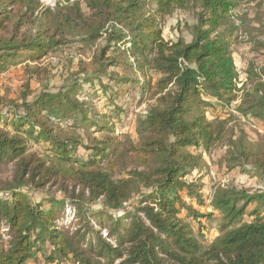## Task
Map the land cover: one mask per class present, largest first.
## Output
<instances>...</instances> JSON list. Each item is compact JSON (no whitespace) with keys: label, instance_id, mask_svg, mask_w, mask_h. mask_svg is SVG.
Returning a JSON list of instances; mask_svg holds the SVG:
<instances>
[{"label":"trees","instance_id":"trees-1","mask_svg":"<svg viewBox=\"0 0 264 264\" xmlns=\"http://www.w3.org/2000/svg\"><path fill=\"white\" fill-rule=\"evenodd\" d=\"M83 1L87 11L82 0H58L53 7L0 0V73L23 65L39 75V63L52 53L74 43L95 47L81 81L29 92L20 103L9 101L6 112L0 109V162L17 167L14 181L0 187L7 236L0 235V264L41 257L47 264H264V192L218 186L212 206L222 224L209 244L187 221L199 215L188 201L203 202V184L188 179L204 163L200 147L223 144L229 169L264 182V133L253 143L236 125L243 116L264 119V78L242 89L231 109L240 88L233 40L221 29L238 0ZM178 8L193 11L191 42L163 35L162 19ZM134 90L147 102L138 142L120 151L111 136L92 138V126L116 131L93 101L112 103ZM111 111L123 113L119 104ZM51 184L64 196L54 195L48 208L24 190L47 192ZM68 201L82 224L74 231L60 224ZM98 201L104 209L88 208Z\"/></svg>","mask_w":264,"mask_h":264},{"label":"rangeland","instance_id":"rangeland-1","mask_svg":"<svg viewBox=\"0 0 264 264\" xmlns=\"http://www.w3.org/2000/svg\"><path fill=\"white\" fill-rule=\"evenodd\" d=\"M53 4L46 2L48 6H55L58 0H52ZM81 6L83 10L87 11L86 4L82 0ZM229 19L221 29L223 34H228L233 40V56L235 66L238 72V87L240 88L236 100L242 97V89L251 90L253 86L260 80H263L264 73V0H238L237 6L229 14ZM195 23V17L192 10L176 9L171 15L162 19L163 35L167 40H177L183 37L187 42L192 41L191 26ZM119 27H117L118 29ZM95 47L84 43H74L66 46L59 51L52 53L39 63L40 74L37 75L32 69H26L23 65L8 66V70L0 73V109L2 112L8 110L9 101L20 103L24 94L30 92V97L42 89L58 90L64 89L72 80H82L85 78L82 73L83 62L90 60V56ZM104 82L108 78L103 79ZM29 84V85H28ZM84 87L89 88L87 82H83ZM97 86V85H96ZM107 91L99 90L100 97H105ZM93 100V99H92ZM106 100V99H105ZM99 113L106 112L109 114L107 121L115 124L116 131L114 133L108 130L93 131L94 126L91 127L92 138H103L111 136L114 138V144L117 145L120 151H124L132 144L138 142L139 136L137 133V122L141 115H144L147 102L141 103V96L139 91H130L128 94L119 95L114 98L112 103H100L99 100H94ZM113 104L122 106L123 113L120 115L111 111ZM232 109V106H231ZM236 111V109H235ZM224 116L223 112H220ZM209 119H213L214 113L209 110L207 112ZM240 118L237 122L238 128H243L251 142L256 143L259 139V134L264 133V119L257 118L254 121L251 117ZM35 148H39L35 144ZM225 146L217 144L208 150L200 147L197 152L204 155V163L196 169L188 179L195 180L201 186L203 202L198 203L195 199L189 200L199 215L197 217L190 216L187 221L193 227L195 235L198 236L203 244H209L220 234V227L222 224L221 213L216 211L212 206V198L218 186L222 187L226 184L236 185L238 188H247L250 192H264V182L253 174L242 171L241 168L229 169L225 165L224 155ZM79 155L82 158L86 157L87 151L82 147L78 148ZM249 168V167H248ZM16 164L15 163H1L0 162V187L7 185L16 178ZM119 169H115L119 175ZM48 191H36L32 188H25L28 191L33 202H40L43 207L52 203L51 199L56 195L63 198L64 194L54 184L48 185ZM185 196V195H184ZM137 196L128 203V209L136 202ZM185 198H187L185 196ZM60 211V224L68 227L71 231L79 228L82 224L80 218L76 217L75 206L70 201L63 203ZM256 205L252 203L248 210H253ZM57 209L58 206L56 205ZM90 210H101L104 206L100 201L88 205ZM264 209V207H262ZM262 212L264 214V210ZM91 220L92 216L89 215ZM184 209L183 213L186 214ZM204 214V216L202 215ZM78 216V215H77ZM247 219L249 217H246ZM95 229L100 228L98 222H93ZM6 229H1L0 235L7 239ZM104 231V229H102ZM103 236H105L103 232ZM31 264H47L44 258L38 262H31Z\"/></svg>","mask_w":264,"mask_h":264},{"label":"built area","instance_id":"built-area-1","mask_svg":"<svg viewBox=\"0 0 264 264\" xmlns=\"http://www.w3.org/2000/svg\"><path fill=\"white\" fill-rule=\"evenodd\" d=\"M239 103V100H235V101H233V103H232V110H234L235 111V108H236V106H237V104ZM244 118V117H243Z\"/></svg>","mask_w":264,"mask_h":264},{"label":"bare ground","instance_id":"bare-ground-1","mask_svg":"<svg viewBox=\"0 0 264 264\" xmlns=\"http://www.w3.org/2000/svg\"><path fill=\"white\" fill-rule=\"evenodd\" d=\"M42 1H45V2H50V3L52 2V0H42Z\"/></svg>","mask_w":264,"mask_h":264},{"label":"water","instance_id":"water-1","mask_svg":"<svg viewBox=\"0 0 264 264\" xmlns=\"http://www.w3.org/2000/svg\"><path fill=\"white\" fill-rule=\"evenodd\" d=\"M50 4H53V2H51Z\"/></svg>","mask_w":264,"mask_h":264}]
</instances>
